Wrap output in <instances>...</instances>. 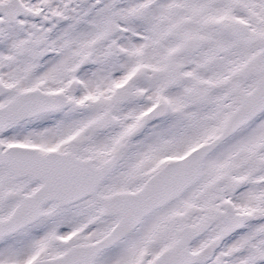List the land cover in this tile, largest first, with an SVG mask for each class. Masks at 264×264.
I'll use <instances>...</instances> for the list:
<instances>
[{"label": "snow or ice", "instance_id": "6c2138e0", "mask_svg": "<svg viewBox=\"0 0 264 264\" xmlns=\"http://www.w3.org/2000/svg\"><path fill=\"white\" fill-rule=\"evenodd\" d=\"M0 264H264V0H0Z\"/></svg>", "mask_w": 264, "mask_h": 264}]
</instances>
